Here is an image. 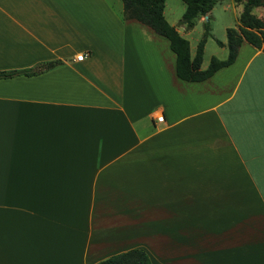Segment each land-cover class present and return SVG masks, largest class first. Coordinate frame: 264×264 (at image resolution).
I'll list each match as a JSON object with an SVG mask.
<instances>
[{
  "label": "crops",
  "instance_id": "1",
  "mask_svg": "<svg viewBox=\"0 0 264 264\" xmlns=\"http://www.w3.org/2000/svg\"><path fill=\"white\" fill-rule=\"evenodd\" d=\"M175 59L121 0H0V71L38 70L0 78V264H264V52Z\"/></svg>",
  "mask_w": 264,
  "mask_h": 264
},
{
  "label": "trees",
  "instance_id": "2",
  "mask_svg": "<svg viewBox=\"0 0 264 264\" xmlns=\"http://www.w3.org/2000/svg\"><path fill=\"white\" fill-rule=\"evenodd\" d=\"M123 5L124 19L138 21L155 33L164 36L169 41V47L174 52L176 76L185 81H202L210 77L218 69L230 65L238 52L242 42H247L254 47L261 48L264 52V21L252 13V8L263 6L264 0H234L242 4V9L238 16L236 27H227V48L226 58L219 59L211 57L206 68H201L203 59L204 44L210 36L208 19L204 21L203 35L198 41L194 56L190 54L189 41L183 37L175 25L170 24L164 16V6L166 0H121ZM220 0H183L185 9L179 21L185 30L194 26L199 15L205 16L207 12ZM219 45L223 43L217 40ZM55 62L44 64V68H50ZM38 70L35 69H14L0 71V78L15 75H32ZM96 264H152L150 256L142 248H131L113 254Z\"/></svg>",
  "mask_w": 264,
  "mask_h": 264
},
{
  "label": "rangeland",
  "instance_id": "3",
  "mask_svg": "<svg viewBox=\"0 0 264 264\" xmlns=\"http://www.w3.org/2000/svg\"><path fill=\"white\" fill-rule=\"evenodd\" d=\"M114 1V0H113ZM119 1V0H116ZM185 4L183 0H166L164 6V16L166 20L175 25L176 28L188 39L190 45L196 48V45L203 35L204 21H208L210 36L204 44L203 61L207 65L211 57L225 58L228 54L226 45V29L227 27H236L238 24V16L242 9L241 3H236L234 0H220L211 10L207 12V18L199 15L194 23V26L185 30L179 21L183 15ZM252 13L264 21V7L258 6L252 8ZM217 40L221 41L223 45H219Z\"/></svg>",
  "mask_w": 264,
  "mask_h": 264
},
{
  "label": "built area",
  "instance_id": "4",
  "mask_svg": "<svg viewBox=\"0 0 264 264\" xmlns=\"http://www.w3.org/2000/svg\"><path fill=\"white\" fill-rule=\"evenodd\" d=\"M82 57H83V55L82 54H79V55L76 56V59L81 60ZM156 118H157L158 121H163L162 115H159Z\"/></svg>",
  "mask_w": 264,
  "mask_h": 264
},
{
  "label": "water",
  "instance_id": "5",
  "mask_svg": "<svg viewBox=\"0 0 264 264\" xmlns=\"http://www.w3.org/2000/svg\"><path fill=\"white\" fill-rule=\"evenodd\" d=\"M205 18H207V16H205Z\"/></svg>",
  "mask_w": 264,
  "mask_h": 264
}]
</instances>
